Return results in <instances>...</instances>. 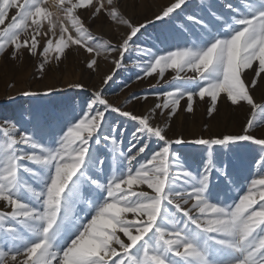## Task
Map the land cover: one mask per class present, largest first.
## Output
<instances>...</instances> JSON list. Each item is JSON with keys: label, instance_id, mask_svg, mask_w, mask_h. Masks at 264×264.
I'll return each mask as SVG.
<instances>
[{"label": "snow or ice", "instance_id": "6c2138e0", "mask_svg": "<svg viewBox=\"0 0 264 264\" xmlns=\"http://www.w3.org/2000/svg\"><path fill=\"white\" fill-rule=\"evenodd\" d=\"M122 3L0 0V58L38 60L41 74L70 52L85 54L91 71L100 57L114 66L78 108L0 120V264H264V0H215L225 11L201 0L208 18L188 14L189 0H170L143 22ZM97 21L119 39L97 36ZM156 22L170 36L141 47ZM132 52L136 81L163 82L125 101L154 97L142 115L106 95ZM197 98H208L209 116L218 102L246 108L242 133L173 140L154 123L171 120L182 101L193 112ZM185 143L206 150L196 170L174 148ZM252 146L247 166L221 158Z\"/></svg>", "mask_w": 264, "mask_h": 264}, {"label": "rangeland", "instance_id": "374dc122", "mask_svg": "<svg viewBox=\"0 0 264 264\" xmlns=\"http://www.w3.org/2000/svg\"><path fill=\"white\" fill-rule=\"evenodd\" d=\"M208 0H204L206 5ZM235 5L238 0H231ZM170 3V0H123L122 7L126 14L136 22H143L146 19H154L158 14L159 9ZM213 6L217 11H225L220 5L213 0ZM187 13L197 12L199 15L208 18L204 6L201 5V0H189ZM184 14H181V19L175 21L177 25L183 24ZM92 31L103 39H111L115 41L119 39V34L116 32L115 26L110 23H101L97 21L92 25ZM170 36L169 27L156 22L153 26H149L147 31L143 32L137 43L141 47L155 48L162 46L160 41L165 37ZM85 54L77 55L75 52H70L67 59L59 65L53 66L45 73H39L37 65L38 60L24 59L23 61H12L6 58H0V120L5 118L21 120L28 119L30 112L40 114H49L67 107H77L90 97L93 90L100 86L101 77L109 74L113 65L109 60H104L103 57L98 58V68L96 71H91L86 67ZM137 53L132 52L126 56L125 66L114 80L107 87V98L114 105H123L134 114H146L156 103L154 97L148 101L133 102V104L125 105V101L130 95L142 96L145 92H153L161 85L157 84V80L148 78L143 81H136L135 75L138 69L135 66L137 61ZM171 75L166 74V79H170ZM72 83H82L85 85L83 90L68 87ZM127 85V87H125ZM155 86V87H153ZM48 88H55L48 95L43 93ZM24 90L40 92L41 95L35 97H24L20 93ZM254 96L259 100L261 90L257 89ZM14 97V99H9ZM205 101H199L197 98L194 104L193 112L188 113L184 110L186 105L182 101V108L171 119L167 120L163 117H158L154 123L161 127H166L167 136L170 139L182 138L185 141H190L196 138H213L224 134H241L248 118V110L231 106L230 102H218V110L211 116L208 115L207 109L210 104ZM21 122H23L21 120ZM131 130V129H130ZM259 138V133H255ZM178 153H183L188 166L193 170L198 167L201 153L206 154L204 146L192 144L174 145ZM257 155V146H252L251 149H244L238 153L223 152L221 158L235 165H249L253 157Z\"/></svg>", "mask_w": 264, "mask_h": 264}]
</instances>
